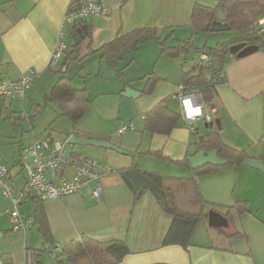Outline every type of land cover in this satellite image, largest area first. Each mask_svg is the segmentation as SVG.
<instances>
[{
    "label": "crops",
    "instance_id": "crops-1",
    "mask_svg": "<svg viewBox=\"0 0 264 264\" xmlns=\"http://www.w3.org/2000/svg\"><path fill=\"white\" fill-rule=\"evenodd\" d=\"M74 1L79 0H0V81L18 79L29 70L36 72L24 99L0 97V159L8 166L15 188L25 187L27 178L22 169L21 149L35 140L56 139L53 132L46 131L40 136V131L34 128V120L45 108L46 97L63 75L72 79L75 88L88 90L87 76H96L102 89L94 98L89 97L88 91L91 103L86 117L92 122L82 125L85 116L79 122L70 118L72 129L64 128L66 135L62 139L75 135L109 141L126 152L95 147L92 154H85L117 170L104 178L101 200L90 195L89 188L94 186L91 183L83 186L81 192L63 199L42 202L52 243H45L34 221L36 206L32 196L23 201L20 210L34 222L24 230L12 229L11 201L0 190V264H70L67 256L57 259L51 248L79 241L83 235L102 241L125 240L130 253L118 264H264V171L242 164L196 175L195 169L173 162L194 156L198 152L197 143L207 131L208 122L202 120L196 123V132L190 130L188 122L182 118L180 99L175 94L181 84L182 71L194 66L196 54L191 52L180 58L163 51H142L146 45L141 44L137 51L112 61L102 50L104 44L142 26L162 27L161 38L172 31L167 43L178 46L180 42L170 44V41L189 38L196 0H107L110 13L89 17L81 26L86 27L91 36L86 35L80 43L90 39L89 46L93 43L96 49L75 56L79 59V68L76 67L75 74L70 76L68 73L74 66L71 55L79 52L76 50L81 46L74 47L75 34L81 27L67 32L68 45L72 46L71 37L74 41L72 51L68 49L52 66L50 61L66 13ZM244 9L255 10L249 6ZM260 20L264 21V17ZM190 36L196 46L200 45L196 42L204 40L202 36ZM224 36V42L235 38ZM153 61L156 62L152 70ZM135 68L138 75L130 72ZM222 72L226 81L216 85L215 107L205 104L206 112L213 121L219 120L214 124L225 144L245 151L246 157L264 160V50L259 49L243 58L230 55ZM152 75L157 78L153 91L142 92ZM83 77L87 87L77 86L76 80L82 84ZM47 79L51 88L44 94V102H40L37 89L40 90V81ZM127 87L141 94L136 98L128 97L124 94ZM91 88L95 90L96 86ZM161 101L181 116L169 134L146 129L145 115ZM58 111L60 116H65L59 107ZM25 121H29L28 128ZM128 123H132L134 129L120 134L119 127ZM157 152L170 160L160 158ZM131 167H139L147 173L196 180L206 202L203 212L207 216L197 226L188 248L163 245L172 215L148 189L136 199L120 172ZM66 173L71 175L72 171ZM198 208L199 205L194 207ZM211 210L223 213L229 226H210ZM236 232L240 235H230ZM36 250H40L39 256Z\"/></svg>",
    "mask_w": 264,
    "mask_h": 264
},
{
    "label": "trees",
    "instance_id": "trees-1",
    "mask_svg": "<svg viewBox=\"0 0 264 264\" xmlns=\"http://www.w3.org/2000/svg\"><path fill=\"white\" fill-rule=\"evenodd\" d=\"M126 1V0H125ZM78 1L70 4L72 8ZM254 7L255 10L248 11L244 7ZM69 7V9H70ZM223 9L226 17L224 22L217 23L221 29L212 30L216 22L217 8H211L206 5L196 3L192 9L191 22L192 26L205 31H225L238 30L242 33L241 37L228 42H221L216 47H207V50L198 51L206 53L208 59H203L200 55L194 59V66L188 70L182 71L181 84L189 89L197 88L200 90L204 103L208 106L215 107V87L218 83L225 82V77H221L223 64L226 59L233 55L232 48L238 45L256 44L260 50H264V32L257 33L251 31L255 23L264 17V0H228L221 1L219 6ZM218 8V9H219ZM68 9V10H69ZM251 31V32H250ZM88 36L91 33L88 32ZM157 40L163 46V53L168 55H177L180 58L189 55L192 39L180 41L178 46L172 47L167 43V39L162 40L156 27H138L123 35L118 36L111 42L103 45L102 50L106 57L116 61L124 58L130 52L137 51L139 46L149 40ZM81 43L75 45L78 48ZM193 52V51H192ZM122 72L119 71V74ZM157 78L148 77L146 87L142 92L151 93L154 89ZM47 100L55 103L62 113L77 122L86 112L91 99L88 97V89H77L72 84V79L67 75L61 76L54 84ZM181 116L170 109L164 101L159 102L153 109L145 115L146 129L152 133L169 134L171 130L178 125ZM205 136H202L200 143H197V150L203 148L207 150L218 149L220 158L229 161L226 165L208 164L199 169H195V174H205L223 170L230 166L242 165L246 158L245 151L233 148L223 142L220 134L214 124V121L208 122ZM160 158L170 160L157 152ZM179 166L192 168L189 158L173 161ZM123 178L133 190L136 199H139L145 191L139 192L133 182L126 174V169H121ZM143 172V171H142ZM160 187L167 198V203L158 199L161 207L172 215V222L164 236L163 245H180L188 248L192 244L194 232L200 221L207 215L203 212L204 201L194 178L164 176L156 173L143 172ZM35 201V223L38 224L39 232L42 233L45 243L51 242V228L43 210L42 200L35 195H31ZM198 209H194L198 206ZM245 209H246V205ZM242 212V207L239 209ZM228 214V213H227ZM226 214V215H227ZM229 216V215H227ZM33 221V222H34ZM232 236L240 235L239 232L231 233ZM52 243V242H51ZM62 250L57 255V259L67 256L70 264H118L130 253V248L125 240L111 239L98 240L88 236H82L79 241L74 240L61 245ZM53 247L51 248V251ZM36 255H40V250H36Z\"/></svg>",
    "mask_w": 264,
    "mask_h": 264
},
{
    "label": "built area",
    "instance_id": "built-area-1",
    "mask_svg": "<svg viewBox=\"0 0 264 264\" xmlns=\"http://www.w3.org/2000/svg\"><path fill=\"white\" fill-rule=\"evenodd\" d=\"M111 11L107 0H79L75 6L66 13L62 28L59 33V42L54 51L50 66L61 59L68 50L69 45L66 35L69 29L76 30L83 25L89 17L107 16ZM255 32H264V21L255 23ZM203 59H208L202 53ZM225 77V73H220ZM36 77L34 70L23 73L18 79L3 78L0 81V97L24 99L32 87ZM176 96L180 99L181 115L189 124L190 130L196 132L198 121L211 122L212 117L206 112L200 90L189 89L179 84ZM132 123L124 124L119 129L120 134L133 130ZM72 135L64 139L43 138L35 140L21 149L22 169L26 173L27 183L21 189H16L11 179L9 168L0 159V190L11 201V222L14 231L24 230L26 225L32 224V218L25 217L20 206L31 195L46 201L49 199H63L72 193L81 192L83 186L90 187V195L101 200L104 195L103 180L108 175L116 172L106 162H101L74 150L71 141ZM72 171L69 175L66 172ZM62 246L56 245L52 249L53 255L61 252Z\"/></svg>",
    "mask_w": 264,
    "mask_h": 264
},
{
    "label": "rangeland",
    "instance_id": "rangeland-1",
    "mask_svg": "<svg viewBox=\"0 0 264 264\" xmlns=\"http://www.w3.org/2000/svg\"><path fill=\"white\" fill-rule=\"evenodd\" d=\"M220 2H221V0H198V1L196 0V1H194L193 6L196 3H199L201 5H206V6H209L211 8H214V9L217 8V10H218V8H219L218 6H219ZM191 25H192V22H191ZM142 27H147V26H142ZM151 27H156V26H151ZM156 28L158 29V31L161 35V30H162L161 28L162 27H156ZM255 30L256 29H255V25H254L253 29L251 31H255ZM171 33H172V31H171ZM171 33H169L165 38H162V40H165V39L168 40ZM192 34L204 37L203 41L196 42V43L200 44L199 46H196L194 39L192 38V36H190ZM190 35H189L188 39H192L191 40L192 44L195 45L193 48H190V51L191 52L193 51L196 54L195 59H198L201 55V53L198 51L207 50V47H212V48L216 47L219 43L224 42L222 40H226V39H222L223 37H225L224 35H226L229 38L232 35V36H235L234 39H238L241 37L242 33L238 30L237 31L236 30H225V31H218V32H216V31H205V30H201L199 28H195L192 26V29L190 31ZM184 40H187V38H185L181 41H184ZM207 41L210 42L211 45H209L207 43ZM73 42H74L73 38L71 37L70 38V44L72 46H73ZM89 42H90V39L84 40V42L81 44L79 49L76 50L79 52L72 53L71 57H74V59L72 60V64L74 66H72L71 70L68 73L70 76H73V74H75L76 67H77V69L79 68V59L76 58L75 56L84 55V54L88 53L89 51H93L94 49H96V47L93 43L89 46ZM178 42H180V41H178L176 38H173V39H171L170 44H176ZM142 45H146L142 51H164L163 46H161L159 44V42L155 39L149 40V41L143 43ZM72 46L69 45V48H68V49H70L69 51H72V49H73ZM191 52L189 53V55L191 54ZM155 62L156 61H153L151 63L152 70L154 69ZM130 72H132L133 74H137V75L139 74V71L137 70V68H135L134 70H132ZM95 77L96 76L91 75V76H87V78H86V79L89 78V80H87V84L89 86L88 91H89V97L90 98L96 97L98 95V92H100L99 90L102 89V86L100 84H98L99 81ZM86 79H85V77L81 78L82 84L80 83V80L79 81L76 80L75 84H77V86L87 87ZM92 85L96 86L95 90L91 88ZM50 88H51L50 87V81L48 79L40 81V90L37 89V92H39V96H40V102L41 101L44 102V96H45L44 94L49 92ZM87 111L84 113L83 117L80 120H82L83 118L86 117V115L88 113ZM56 112L58 113V116H56ZM80 120H78V122ZM90 122H92V121L89 120L88 117H86L84 120H82V125L88 124ZM25 123H26L25 126L28 128L30 126L29 121H25ZM72 124H73V122L70 118H68L66 116H60L59 115L58 107L53 102H51L49 100H47V103H46L43 111L40 113L39 116L35 117V120H34V128L36 130L40 131V136L43 133H45L46 131H47V133L53 132L54 136L56 135L54 137L56 139H62L64 137V135H66V131L64 128L71 127V129H72ZM49 130H51V131H49ZM73 146H74L75 151L82 153V154H89V153L92 154L91 151H94V149L96 147V146H92V145H74V144H73Z\"/></svg>",
    "mask_w": 264,
    "mask_h": 264
},
{
    "label": "water",
    "instance_id": "water-1",
    "mask_svg": "<svg viewBox=\"0 0 264 264\" xmlns=\"http://www.w3.org/2000/svg\"><path fill=\"white\" fill-rule=\"evenodd\" d=\"M228 1V0H221ZM226 19L223 9L220 7L216 12V22L213 24L212 30L221 29V27L217 24L218 22H224ZM88 34V30L86 27H81L77 30L75 34V45H78L82 39ZM260 47L256 44L250 45H238L237 47L232 48V53L236 56V58H243L245 56L251 55L257 52ZM125 95L131 98H136L141 93L135 90L132 87H127L124 92ZM137 94V95H136ZM214 122L219 123V120H215ZM209 125L206 124V128ZM71 141L74 145H92L101 148L112 149L118 151L120 153L126 152L124 149L120 148L117 145L109 141H102L92 138H84L73 135L71 137ZM189 161L193 169H198L206 164H214V165H226L229 161L225 158H220L218 155V149L214 148L211 150L207 149H199L198 152L189 157ZM246 166H251L257 169L264 171V160L254 159L250 157H246L242 163ZM126 174L133 182L135 187L139 192H143L146 189L150 190L159 200L164 203H167V198L164 191L156 185V183L150 179L147 175H145L139 167H131L126 169ZM209 225L213 227H228L229 222L227 217L218 211L211 210L208 215Z\"/></svg>",
    "mask_w": 264,
    "mask_h": 264
}]
</instances>
